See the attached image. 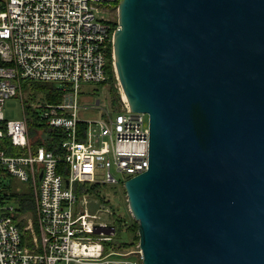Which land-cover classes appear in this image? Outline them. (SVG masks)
<instances>
[{"label":"water","instance_id":"water-1","mask_svg":"<svg viewBox=\"0 0 264 264\" xmlns=\"http://www.w3.org/2000/svg\"><path fill=\"white\" fill-rule=\"evenodd\" d=\"M117 16L119 81L149 119L148 167L123 184L142 264H264V0Z\"/></svg>","mask_w":264,"mask_h":264},{"label":"built area","instance_id":"built-area-1","mask_svg":"<svg viewBox=\"0 0 264 264\" xmlns=\"http://www.w3.org/2000/svg\"><path fill=\"white\" fill-rule=\"evenodd\" d=\"M119 2L0 0V264H140L131 250H106L115 214L91 211L95 195L78 186L115 184V172L126 180L149 164L148 114L129 106L114 59L119 24L111 13ZM109 70L121 94L116 112L82 116L100 100L82 104L81 82L104 83ZM30 82L52 86L30 103L23 89ZM13 96L22 119L4 115ZM14 177L29 182L34 209L21 211ZM27 212H36L39 251L25 240Z\"/></svg>","mask_w":264,"mask_h":264},{"label":"rangeland","instance_id":"rangeland-1","mask_svg":"<svg viewBox=\"0 0 264 264\" xmlns=\"http://www.w3.org/2000/svg\"><path fill=\"white\" fill-rule=\"evenodd\" d=\"M113 5V4H112ZM111 18L116 20L118 19L117 11H113L111 13ZM113 72L111 70L108 71V80L104 83H98V82H81V89L82 93L80 94V101L81 103H96V100L99 99L100 103L99 105H95L94 107H90L89 109L85 110L82 113V116L86 118H99L104 115L105 110H110V112L115 113L116 112V104L114 103L113 94L111 93L110 85L114 86L117 93L120 96L119 88L114 85L115 77H113V81L111 82ZM47 85V84H45ZM52 85V84H48ZM32 86V84H26L24 86V93L29 97L28 95H32L34 91L30 90L28 87ZM47 90V86L40 88L38 90L37 94L33 97L27 100L28 102L36 101V98L40 96V92H43ZM119 103V102H118ZM4 115L7 119H22L23 118V104L20 99V97H10L6 100L4 108ZM32 134H35V131L32 130ZM117 175L119 182L113 184V183H106L100 185V196H94L96 201H93L90 203L91 211L100 213L103 215L104 219H108L105 209H110L114 214H123V215H132L127 202V194L124 193V179L125 175L120 172H115ZM30 185L29 182L23 181L19 178H13V192H20V193H29L30 191ZM101 196L104 198V200L101 198ZM92 200V199H91ZM16 205H18L17 202L12 200ZM12 202V203H13ZM29 216V223L26 224V226L30 225L28 228H25V240L27 242V245L34 249L39 251L41 249L38 241V231H37V218H36V212H27L26 213ZM116 225V223H115ZM117 227V234L119 232L122 233V237L129 238L132 236V231L130 229H127L123 226ZM139 244L134 245L132 248L135 250L133 254L136 255L137 259L139 260L140 264L142 263V259L139 257ZM115 247V245H112ZM115 249V248H114ZM117 251H126L128 249H119L116 248ZM114 258H120L119 255H114Z\"/></svg>","mask_w":264,"mask_h":264},{"label":"trees","instance_id":"trees-1","mask_svg":"<svg viewBox=\"0 0 264 264\" xmlns=\"http://www.w3.org/2000/svg\"><path fill=\"white\" fill-rule=\"evenodd\" d=\"M113 77L114 74H112L111 77V82L113 81ZM27 84H32V86H29L28 88L32 91H34L32 93V95H28L29 97L26 98L27 100H29L30 98H33L38 90H40V88L47 86L48 88H51L52 85H49L47 83H42V82H30ZM47 84V85H45ZM111 88V93L113 94V98H114V103L117 105L118 102H120V96H118L119 94L117 93L116 89L114 88V86L110 85ZM48 94H53L52 91L48 92ZM55 95H52L51 98L55 99ZM31 125H37L36 120L32 121ZM49 146V145H48ZM79 191H81L80 189L82 188V186H86L87 191H90L91 193H93L95 196H100V184L98 183H80L79 185ZM124 193H126L125 188H124ZM19 200H20V205H21V211H27L29 209H34V197H33V192L32 190L29 191V193H22V194H18ZM101 198L104 200V198L101 196ZM114 222L116 223V225L118 226H123L127 229H130L132 231V236L129 238H124L122 237V233L119 232L117 234L116 232V236L115 239L111 242H107L106 243V250L108 251L110 248H119V249H128L126 251H130L131 249H133L132 247L136 244L139 243V234H138V222L137 220L134 219V217L132 215L125 214H116L115 213V220ZM117 229V227H116ZM112 245H115L112 246ZM142 264V263H141Z\"/></svg>","mask_w":264,"mask_h":264},{"label":"crops","instance_id":"crops-1","mask_svg":"<svg viewBox=\"0 0 264 264\" xmlns=\"http://www.w3.org/2000/svg\"><path fill=\"white\" fill-rule=\"evenodd\" d=\"M134 249H131V253H129V257L131 258V259H137V257H136V255L135 254H133L134 253Z\"/></svg>","mask_w":264,"mask_h":264},{"label":"bare ground","instance_id":"bare-ground-1","mask_svg":"<svg viewBox=\"0 0 264 264\" xmlns=\"http://www.w3.org/2000/svg\"><path fill=\"white\" fill-rule=\"evenodd\" d=\"M123 94H124V92H123ZM124 96L126 97V95L124 94Z\"/></svg>","mask_w":264,"mask_h":264}]
</instances>
